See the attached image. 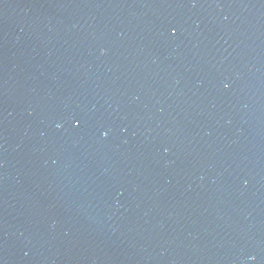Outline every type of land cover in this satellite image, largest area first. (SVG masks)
Masks as SVG:
<instances>
[{
  "label": "water",
  "instance_id": "1",
  "mask_svg": "<svg viewBox=\"0 0 264 264\" xmlns=\"http://www.w3.org/2000/svg\"><path fill=\"white\" fill-rule=\"evenodd\" d=\"M0 264H264V0H0Z\"/></svg>",
  "mask_w": 264,
  "mask_h": 264
},
{
  "label": "snow or ice",
  "instance_id": "2",
  "mask_svg": "<svg viewBox=\"0 0 264 264\" xmlns=\"http://www.w3.org/2000/svg\"><path fill=\"white\" fill-rule=\"evenodd\" d=\"M77 126H79V125H77Z\"/></svg>",
  "mask_w": 264,
  "mask_h": 264
}]
</instances>
